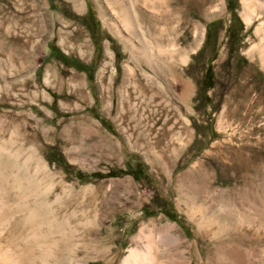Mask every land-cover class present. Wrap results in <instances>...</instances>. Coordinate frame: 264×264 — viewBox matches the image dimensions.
I'll use <instances>...</instances> for the list:
<instances>
[{"label":"rangeland","instance_id":"374dc122","mask_svg":"<svg viewBox=\"0 0 264 264\" xmlns=\"http://www.w3.org/2000/svg\"><path fill=\"white\" fill-rule=\"evenodd\" d=\"M167 4L169 25L163 5L154 27L148 9L135 11L141 29L159 35L157 45H173L172 54L158 55L145 35L158 62L152 70L111 30L118 18L105 1L0 0V134H13V149L45 165L40 191L57 218L73 210L91 217L95 252L72 253L70 264H123L131 249L143 264H264V58L252 49L261 44L255 27L264 12L247 23L241 0ZM208 65L212 86L204 91ZM126 163L141 164V180L75 177ZM155 195L185 231L160 212L144 215ZM18 219L0 218V248L16 256L30 244L28 264H57L38 258L58 239L40 240L39 217L19 243L10 241Z\"/></svg>","mask_w":264,"mask_h":264},{"label":"bare ground","instance_id":"6f19581e","mask_svg":"<svg viewBox=\"0 0 264 264\" xmlns=\"http://www.w3.org/2000/svg\"><path fill=\"white\" fill-rule=\"evenodd\" d=\"M102 1L108 3L110 8L113 9L111 10L112 14L118 18L117 24H114L113 22L110 24L108 23L111 30L113 29V31L119 35L120 38L124 39L130 49L136 50L145 63L149 64V67L154 70V67H151V64H157L158 62L155 60L157 62L156 63L153 61L154 59L152 60L150 53L152 51L148 46L149 43L146 42L145 37V35L149 34L151 31H149L150 28H148L146 33L145 30L141 29V25L136 18L135 11L140 8L148 9L149 12L146 13V16L150 17L148 20H150L152 26L154 27L155 20H157L156 16L158 17V15H156L157 11L160 5H163L165 16H167L164 19L163 24L169 25L170 22H168V17L170 15V9L167 4L168 0ZM241 6L242 18L247 23L250 22L252 15L256 16L258 11L264 12V0H241ZM255 33L261 36V44L258 47H252V49L257 51L259 55L264 58V20L260 21L256 25ZM158 37V34H149V38L155 43L156 53L158 55L170 54L172 52V44L169 46L167 45V47H160L157 45ZM127 71L130 73L133 69H128ZM143 77L146 80L151 81L150 76L147 77V75L144 76L143 74ZM156 87L159 91L162 88L159 83ZM170 105V101H164V106L170 108ZM4 124L5 121H0V132ZM1 136L2 135L0 134V210H2L0 218L2 219L7 215H9V217L18 216L19 218L17 222L15 221L16 223H14L8 230L7 237H9L10 241H12L13 244L19 243L24 229L33 226V222L36 221L37 217H39V221L46 224L45 230L39 233L40 240H42V242L53 233L58 235V239L52 241L48 240L44 247L39 248L40 256L38 258H40V260L46 259L47 261V259L50 258L57 264H70L69 259L71 258L72 253L87 255L93 251L95 252V248L92 247L94 246L92 245L93 240L90 237L91 227L89 226V218L91 217L88 218L81 212V214L75 215L73 210L65 213L64 216L57 218L52 210L53 202L48 201L46 195L42 192V190L40 191L44 180L49 178V175L45 172V165L35 157L32 151L22 148L13 149L16 144L14 142L13 134L10 135L8 139H4ZM57 198L58 197L54 200L58 201ZM47 212H49V216L47 218L42 217ZM96 216L97 215H95V217ZM33 231V237L35 238V233L37 231ZM28 232H31V230H28ZM30 246V244L24 246L20 245L19 253L16 256L13 254L12 256L8 255L0 248V255L3 257L0 258V260L2 263L4 262V264H28L31 259V252H33ZM14 252L15 250L13 253ZM143 258L144 256L142 253L136 249H131L129 250L127 256L123 259L122 263L143 264Z\"/></svg>","mask_w":264,"mask_h":264},{"label":"trees","instance_id":"16d2710c","mask_svg":"<svg viewBox=\"0 0 264 264\" xmlns=\"http://www.w3.org/2000/svg\"><path fill=\"white\" fill-rule=\"evenodd\" d=\"M217 24L215 21L209 23L207 26L215 25ZM213 39V37H212ZM231 40V39H230ZM231 46L230 44L228 45V50L227 53H231ZM49 53H55L56 59H58L60 62L65 64V59L66 56L62 54L59 50H57L55 47L50 48ZM73 63V67L77 70L80 71H85V67L83 64L78 62L77 60L72 59L71 60ZM202 87L203 90H207L211 88L212 86V71L210 65H208L205 68L204 75L202 78ZM104 123V122H103ZM47 159V158H46ZM48 160V159H47ZM60 164L63 166L64 169H68V166L64 163L63 160H59ZM141 164H136L134 167H131L129 163H126L124 169H108L107 172L105 173H100L97 171L90 172V173H82L80 171L75 172V177L81 181L83 180H89V179H102L106 177H120L123 175H129L132 177L134 181H138L142 179L141 176ZM141 211L144 213L145 216H151L155 212H160L162 213L166 218H168L171 221H174L178 224V226L185 231V227L182 224V222L179 220L175 210L170 206V204L162 197L155 195L151 198L149 203L143 205L141 207Z\"/></svg>","mask_w":264,"mask_h":264}]
</instances>
